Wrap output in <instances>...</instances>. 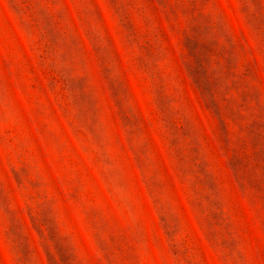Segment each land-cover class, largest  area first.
I'll use <instances>...</instances> for the list:
<instances>
[{
  "label": "rangeland",
  "instance_id": "374dc122",
  "mask_svg": "<svg viewBox=\"0 0 264 264\" xmlns=\"http://www.w3.org/2000/svg\"><path fill=\"white\" fill-rule=\"evenodd\" d=\"M0 264H264V0H0Z\"/></svg>",
  "mask_w": 264,
  "mask_h": 264
}]
</instances>
